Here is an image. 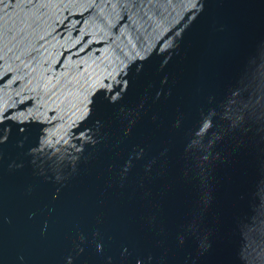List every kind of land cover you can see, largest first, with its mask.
Segmentation results:
<instances>
[{
	"label": "water",
	"instance_id": "1",
	"mask_svg": "<svg viewBox=\"0 0 264 264\" xmlns=\"http://www.w3.org/2000/svg\"><path fill=\"white\" fill-rule=\"evenodd\" d=\"M0 264H264V0H0Z\"/></svg>",
	"mask_w": 264,
	"mask_h": 264
}]
</instances>
